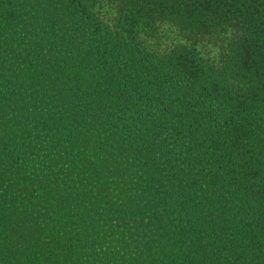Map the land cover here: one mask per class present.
Segmentation results:
<instances>
[{
    "label": "trees",
    "instance_id": "1",
    "mask_svg": "<svg viewBox=\"0 0 264 264\" xmlns=\"http://www.w3.org/2000/svg\"><path fill=\"white\" fill-rule=\"evenodd\" d=\"M13 1L0 0V30L9 32L20 21ZM44 2L43 21L48 30L69 27L63 40L70 44L76 35L80 42L72 50L81 48L88 58L80 61L81 71L67 68L64 59L49 74L46 67L28 59L26 65L32 72L39 70V77H50L48 99L41 105L45 112L53 109L52 100L57 99L60 108L73 111L47 115L41 123L35 120L39 112L31 118L25 114L30 127L23 126L20 137L8 135L9 143L17 142L14 145L21 153L16 157L22 170L19 184L26 186L30 181L35 187L31 193L36 194L50 183L47 177L32 179L24 172L41 157L40 149L45 152L61 146L52 138L55 132L68 147L66 152L85 164V172L95 170L102 162L100 156L106 154L128 158L132 146L129 154L141 168L143 181L131 204L137 206L149 197L145 205L154 214L158 207L166 209L164 225L161 216L153 217L161 234L171 240L170 250L177 245L182 250L170 264H264V0H125L117 22L124 41L98 20L94 11L98 2ZM168 17L179 20L191 39L186 36L183 45L160 57L138 35L161 37L164 29L159 24ZM222 33L224 40L235 39V49L227 53V62L218 54L220 67H216L207 58L213 57L212 52L199 45L210 38L218 43ZM67 74H73V79L65 84ZM85 79H90L91 86L82 89L77 83ZM212 104V109H205ZM130 108H139V115L144 116L138 126L141 131L132 121L116 123L112 115L114 110L123 114ZM87 124L102 128L98 129L100 138L90 139ZM76 127L88 129L90 161L84 159L85 147L76 138ZM118 136L126 139V150L112 145ZM95 174L98 181L99 174ZM63 184L69 191L74 182ZM15 227L8 225L6 233ZM160 254L171 253L163 246ZM31 260L39 264L26 248H15L12 237L0 244V264H30ZM48 260L41 256L40 264Z\"/></svg>",
    "mask_w": 264,
    "mask_h": 264
},
{
    "label": "rangeland",
    "instance_id": "2",
    "mask_svg": "<svg viewBox=\"0 0 264 264\" xmlns=\"http://www.w3.org/2000/svg\"><path fill=\"white\" fill-rule=\"evenodd\" d=\"M86 1L99 3L94 8L98 20L110 25L112 36L116 33L117 40L124 41L122 26H119L117 22L119 12L123 11L125 0ZM13 2L16 12L21 14L18 18L20 21L9 32L0 30V233H3L0 235L1 246L2 243L7 244L12 237L14 247L26 248L31 258H37L35 262L39 264L41 256L43 259L49 257L47 264H170V260L173 262L182 250L177 244L174 250H170L171 240L168 236L161 234L162 228L153 217L156 214L158 217L161 216L164 225V221L167 220L164 217L166 209L162 207L161 210L158 207L154 214L153 210L145 205L149 197L139 202L137 206L131 204V197L133 198L143 181L141 168L132 160V146L128 148V158L122 155L106 154L103 155L104 157L100 156L102 162L100 165L97 163L96 171L90 169L85 172L83 171L85 164L78 162L74 155L70 156V152H66L68 147L64 146L65 142L55 132L52 138L53 140L56 138L61 146H55L54 149L45 152L40 149L41 157H37L38 160L34 158L35 162L29 169V173L24 172V176L32 179L47 177L50 183L44 190L38 189L36 194L31 193L35 191L34 185L29 181L31 179L28 180L29 183L26 181V186L24 183L19 184L22 170L16 163V157H19L21 153H18V146H15L17 142L9 143L8 135L15 134L20 137L22 127H30L25 119L28 113L30 118L39 114L35 120L41 123L47 115L57 116L61 112L69 114L73 111L69 108H60L59 100L51 99L53 109L48 111L49 113L45 112L46 108L41 105L47 102L44 101L45 99H48L49 93L46 91L51 86L50 77H39L36 75L39 70L32 72L34 70L26 65L28 59L37 61L39 66L46 67L45 72L49 74L54 67L57 69L58 62L64 59L68 61L65 63L67 68L81 71L79 63L88 56H84L81 48L77 51L72 50L75 47L74 44L80 42L76 35L70 44L63 40L68 36L69 27L48 30V26L43 21V11L47 5L44 0ZM24 2L30 3L33 7L28 9ZM159 28L164 29V33L160 34L161 37L157 34L138 35L140 42L151 45L150 49L157 56H168L183 45L186 36L191 39L181 30L179 20L172 17L163 18ZM229 33L232 37L236 35L233 32ZM155 36L158 37L155 38ZM218 37V43L214 42V38H210L209 42L205 41L204 44L201 41L199 45L206 49L205 52H212L213 57L207 56V58L209 62L215 61L216 67H220L218 54L221 55V61L227 62V53L235 49V39L224 40L223 33ZM201 39L198 38L199 41ZM85 43L86 41L81 44L82 48ZM228 44L231 46H227ZM221 45L222 49L218 50L217 47ZM84 64L85 62L82 66ZM67 75L65 84L71 83L73 79V74ZM77 84L82 89L85 86H91L90 79L82 80ZM100 89L104 90V85ZM58 90H60L59 86ZM36 96L37 99L34 98ZM213 106L212 104L205 109H212ZM78 109L74 111L78 112ZM138 109L123 110L122 114L118 112L119 108L112 111V115L116 123L132 121L136 125V130L141 131L138 126L143 124L140 121L144 119V116L139 115ZM140 110H144L143 107H140ZM36 112L39 113L35 114ZM87 126L91 132L90 139L100 138L98 129L102 128L99 125L98 127L93 125L91 128L89 124ZM88 129L75 128L76 138L80 139V143L85 147L83 156L86 161L93 159L88 148L90 145L87 139ZM41 134L44 135L45 131L41 130ZM118 137L112 145L116 143L119 149L123 146L126 150V139L122 136ZM43 154H45L44 157H42ZM140 160L142 159L139 158V162ZM95 172L99 174L98 181L95 180ZM84 177L85 180L82 179ZM76 179L78 181L82 179V182L78 183ZM70 181L74 184L68 191L63 183H70ZM58 189L60 191H57ZM128 209L132 211L129 212ZM10 224H16V227L12 232L6 233ZM23 226H28L27 230ZM163 246H166L171 254L162 257L160 252ZM33 261L31 260L30 264Z\"/></svg>",
    "mask_w": 264,
    "mask_h": 264
}]
</instances>
